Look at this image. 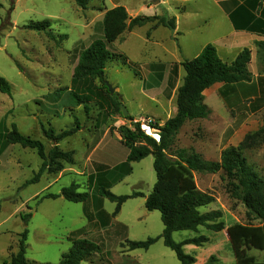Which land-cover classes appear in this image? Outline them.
<instances>
[{
    "label": "rangeland",
    "instance_id": "rangeland-1",
    "mask_svg": "<svg viewBox=\"0 0 264 264\" xmlns=\"http://www.w3.org/2000/svg\"><path fill=\"white\" fill-rule=\"evenodd\" d=\"M152 1L93 0L81 9L72 0H0V77L11 85L10 95L0 93V140L14 125L21 134L42 142L47 154L54 144L43 131L51 128L59 134L75 121L81 127L58 143L59 149L72 153L73 164H65L55 174L44 173L36 183L27 184L41 165L35 150L10 145L0 153V264H10L25 230V258L31 264H58L78 238L99 248L80 264H180L160 238L159 212L144 207L156 181L153 157L128 164L129 173L120 169L128 149L118 129H133V123L141 120L162 126L173 117L174 95L185 75L181 63L196 57L207 44L219 45L217 40L227 30L213 0H159L155 5ZM117 6L124 7L130 18L175 17L176 31L154 23L125 31L107 46L112 58L106 64L104 81L113 94L106 97L102 83L94 80L90 83L104 98L92 95L78 105L70 94V90L84 93L86 86L71 83L78 56L102 38L103 15ZM43 20L50 21L54 39L25 27ZM245 40L236 41L244 44ZM248 71L249 82L216 84L204 92L209 116L186 122L173 149L192 150L204 160L218 162L224 149L237 147L247 134L263 126L264 103L251 112L260 95L258 79L264 78L256 49ZM170 81L173 89L167 88ZM120 107L132 121L122 116ZM243 157L264 179V144L244 150ZM193 179L198 190L214 200L201 212H221L225 228L219 233L202 227L196 233L177 231L172 239L181 243L200 235L208 238L200 247H182L194 258L193 264H203L212 255L223 264H234L228 228L259 222L247 218L246 208L234 197L223 173H194ZM71 184L78 193L88 194L85 202L44 197L59 194ZM100 186L117 197H129L116 216V203L99 194ZM134 193L140 195L131 197ZM148 238L158 240L148 250L128 251L126 241ZM246 254L244 264H264V253L250 250Z\"/></svg>",
    "mask_w": 264,
    "mask_h": 264
},
{
    "label": "trees",
    "instance_id": "trees-1",
    "mask_svg": "<svg viewBox=\"0 0 264 264\" xmlns=\"http://www.w3.org/2000/svg\"><path fill=\"white\" fill-rule=\"evenodd\" d=\"M76 6L86 9L93 0H72ZM237 5V2L226 3V5ZM226 8V6L224 5ZM235 7V6H234ZM261 8L259 0H245L241 5L230 12L229 18L235 30H247L249 32L264 35V13L255 18L254 11ZM154 23L155 27L162 26L171 31L176 28V18L167 16H142L130 18L122 6L107 10L102 18V38L94 40L78 56L77 64L73 70L71 83L73 86L84 83V93L77 94L70 90L75 102L85 104L92 95L104 98L102 92L92 86V81L98 80L102 83L105 95H109L105 86L104 70L106 64L111 61V54L107 48L114 43L125 31ZM25 27L29 30L42 32L51 39L50 21L43 20L32 22ZM256 53L259 54L262 69L264 70V41L255 43ZM251 60V51L243 49L231 63L222 61L212 44L205 45L200 53L191 60H184L181 67L185 73L181 85L176 90V113L167 119L162 126L152 124L160 132L159 142L144 135L139 128V123H133V129L122 126L118 133L123 144L128 149L126 162L119 168L131 169L128 164L139 162L145 157L152 155L153 170L156 181L152 192L145 198L144 207L147 211H158L163 225L160 238L163 245L175 253L180 264H193L194 258L186 255L182 247L184 245L202 246L209 240L205 236H197L176 243L172 234L177 231H192L196 233L200 227L213 233L224 230L225 225L221 220L219 211L201 212L211 203V195L198 190L193 179L194 173L217 174L219 172L229 180L232 193L246 208L249 220L259 222L252 226L233 224L228 228L230 248L234 256V264H244L247 259L246 251L256 250L264 253V179L258 176L249 167L243 157V151L255 145L264 144V118L263 126L256 132L247 134L237 147H229L221 152L220 160H204L199 154L186 149H173L176 135L181 127L190 121L204 120L210 110L204 103V92L216 84L235 85L250 81L248 65ZM260 95L258 103L252 107L251 112L261 109L264 103V78H259ZM167 88L173 89L172 82L167 83ZM93 89H95L93 91ZM0 93L11 94V85L0 77ZM117 107V104H114ZM85 109L87 107H84ZM122 114V113H121ZM126 120L132 121L130 116ZM81 129L75 121L74 126L68 130L56 134L51 128L43 131L44 137L53 142L54 146L45 153V148L39 140L31 139L21 134L16 126L1 135L0 153L10 145H19L24 149L35 150L41 160L38 172L27 184L38 182L44 173L55 174L60 172L64 165L73 164L71 152L59 149L58 143L68 137L75 135ZM91 179V178H90ZM99 194L110 202L116 203L113 216H116L121 205L129 198L128 196L117 197L110 193L106 186H100ZM134 193L131 197L139 196ZM48 199L63 198L72 203L85 202L88 194L78 193L74 184L63 188L59 194H47ZM27 231L21 234L19 250L10 258V264H31L25 258ZM158 238H148L145 241H126L128 251L136 249L148 250ZM99 248L86 239H76L72 242L69 251L64 254L58 264H80L88 259ZM35 264V263H32ZM203 264H223L215 256H210Z\"/></svg>",
    "mask_w": 264,
    "mask_h": 264
},
{
    "label": "crops",
    "instance_id": "crops-1",
    "mask_svg": "<svg viewBox=\"0 0 264 264\" xmlns=\"http://www.w3.org/2000/svg\"><path fill=\"white\" fill-rule=\"evenodd\" d=\"M245 0H213L215 5L220 9L222 19H223V24L224 27H226L227 33L226 35H222L217 41H220L219 45H213L216 48L217 54L219 58L226 62V63H231L235 57L243 50V49H248L251 51V61L250 64L248 65L251 66V62L253 59V55H255V43L259 41H264V35L254 33V32H249L247 30H235L234 26L229 18V13L232 12L235 7L238 5H241ZM232 2H237V5H226V3L230 4ZM259 3L261 4L260 10L254 11V16L255 18H259L262 13H264V0H259ZM226 6V8L224 7ZM235 6V7H234ZM264 21V17L262 18ZM177 24V20H176ZM176 31V28H175ZM179 33V32H178ZM242 36V37H241ZM247 39L245 40L246 43L243 44L239 43L236 41L239 38ZM222 38V39H221ZM231 40V41H230ZM235 40V41H232ZM242 40V39H241ZM245 46V47H243ZM204 47V46H203ZM202 47V48H203ZM202 48L198 51V53L195 55L197 56ZM175 100H176V94L174 95ZM176 113V109L174 111V114Z\"/></svg>",
    "mask_w": 264,
    "mask_h": 264
},
{
    "label": "built area",
    "instance_id": "built-area-1",
    "mask_svg": "<svg viewBox=\"0 0 264 264\" xmlns=\"http://www.w3.org/2000/svg\"><path fill=\"white\" fill-rule=\"evenodd\" d=\"M135 123H139L140 131L144 135L152 138L156 142H159L160 132L158 130H156V128L152 127V123L151 122L145 121V120H141V121L135 122Z\"/></svg>",
    "mask_w": 264,
    "mask_h": 264
},
{
    "label": "water",
    "instance_id": "water-1",
    "mask_svg": "<svg viewBox=\"0 0 264 264\" xmlns=\"http://www.w3.org/2000/svg\"><path fill=\"white\" fill-rule=\"evenodd\" d=\"M158 2H159V0H153L151 4L155 5ZM105 86L108 89L109 94L110 95L113 94L114 90L112 89V87L109 84H107V83H105ZM120 108H121L122 116L123 117H127L128 114H127L126 110L123 107H120Z\"/></svg>",
    "mask_w": 264,
    "mask_h": 264
}]
</instances>
